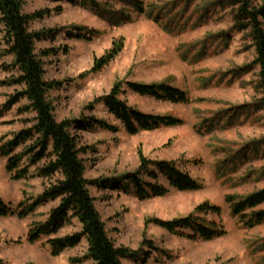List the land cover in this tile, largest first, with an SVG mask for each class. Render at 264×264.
I'll return each instance as SVG.
<instances>
[{"label": "rangeland", "instance_id": "1", "mask_svg": "<svg viewBox=\"0 0 264 264\" xmlns=\"http://www.w3.org/2000/svg\"><path fill=\"white\" fill-rule=\"evenodd\" d=\"M22 12H44L29 23L30 31H53L54 38L35 43L44 78L57 81L48 92L56 120L87 123L104 120L117 127L73 130L84 149L80 158L87 180L125 181L139 171L140 155L151 161L172 162L202 184L194 191L170 188L163 196L139 199L131 190L88 184L90 195L115 245L138 251L123 264H260L264 257V221L248 227L233 216L227 195L242 198L264 188V107L260 102L258 67L246 31L233 27L234 8L221 0H90L85 5L67 0H21ZM261 2L263 0H253ZM59 8V9H58ZM61 29V30H60ZM67 33H71L68 36ZM88 35L85 40L76 35ZM114 43H122L117 56L97 72L94 59ZM0 23V81L17 75L12 56L5 53ZM42 51H49L42 55ZM120 81V99L145 113L173 115L178 126L127 133L101 102H95ZM126 81L168 83L185 91L186 103L141 96ZM20 86L0 85V111ZM21 98L0 114V138L32 124V112H19ZM42 162L28 169L30 174ZM143 181L154 182L149 171ZM159 183L167 182L159 174ZM50 181L32 176L13 180L0 156V199L12 207L37 199ZM207 202L220 214L194 212ZM57 200L36 207L23 218L0 217V264H70L86 253V241L51 255L47 238L29 242L27 232L43 222ZM264 210V202L254 208ZM249 216L251 212L245 211ZM189 214L225 233L211 240L192 238L191 231L170 232L152 221ZM75 219L57 235L79 231ZM143 240L149 241L142 244ZM79 264V263H76Z\"/></svg>", "mask_w": 264, "mask_h": 264}, {"label": "trees", "instance_id": "2", "mask_svg": "<svg viewBox=\"0 0 264 264\" xmlns=\"http://www.w3.org/2000/svg\"><path fill=\"white\" fill-rule=\"evenodd\" d=\"M75 3L77 0H67ZM90 0H78L85 5ZM234 8L233 27L237 31H246L254 49L253 64L258 67V85L261 93L260 102L264 107V0H221ZM59 9V8H58ZM44 12H22L21 0H0V23L5 34V53L12 56L11 66L17 75L0 81V85L20 86L21 89L8 97L2 110H9L19 99L25 98L27 103L18 108L19 112H32V124L23 128L7 140L0 138V156L5 158V170L13 180L37 176L50 182L44 187L40 196L29 204L18 203L12 207L0 199V217L16 215L23 218L36 207L48 201L57 200L48 217L40 223L30 226L26 238L33 243L46 237L51 255H58L63 250L76 246L81 238L86 241V253L79 258H71L70 264H123L124 259H134L138 251L122 245H115L107 234L105 224L94 205V198L90 195L87 185L110 186L111 188L131 190L139 199H147L165 195L170 188L181 191H194L202 188V184L192 178L187 172L180 170L172 162L151 161L140 155L139 171L123 177L126 183L110 180H87L84 176V165L80 153L84 151L78 145L73 130L98 126L109 131H117V127L100 119H91L87 123H78L73 119L56 120L53 108L48 100V92L57 87V81L44 78V68L40 57L35 52V43L54 38L53 31H30L29 23L42 17ZM61 30V29H60ZM71 36V33H67ZM75 37L90 40L92 36L76 35ZM122 49V43H114L102 56L95 58L90 69L97 72L112 61ZM49 51H42L45 55ZM121 82L118 81L110 91L95 99L103 103L107 110L120 122L129 134L140 131L155 130L160 127L178 126L183 120L173 115H160L142 112L121 100ZM128 89L141 96H148L156 100L172 103H186L188 96L185 91L168 83H140L126 81ZM42 162V166L30 174L28 169ZM148 176L154 182L143 181L140 174L148 168ZM159 174L167 185L159 183ZM230 212L238 216L240 221L248 227L264 221V210L255 211L254 208L264 202V188L254 191L242 198L232 195L225 197ZM218 205L207 202L196 206L197 213L220 214ZM250 211L249 216L245 211ZM75 219L80 229L73 234L57 235L59 230ZM154 224L170 231H191L192 238L211 240L222 236L225 229L222 226H211L199 217L189 214L171 220L153 219ZM149 241L143 240L142 244ZM260 264H264V257Z\"/></svg>", "mask_w": 264, "mask_h": 264}]
</instances>
